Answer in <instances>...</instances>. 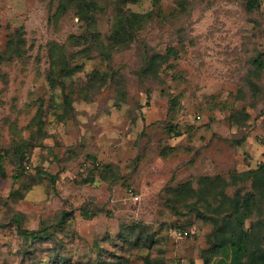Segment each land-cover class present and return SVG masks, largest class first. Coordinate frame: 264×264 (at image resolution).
Wrapping results in <instances>:
<instances>
[{
	"label": "rangeland",
	"instance_id": "1",
	"mask_svg": "<svg viewBox=\"0 0 264 264\" xmlns=\"http://www.w3.org/2000/svg\"><path fill=\"white\" fill-rule=\"evenodd\" d=\"M99 1L107 43L118 2ZM58 6L0 0V264H229L233 201L264 251V184L241 175L264 167V0H124L157 14L109 57ZM63 44L75 69L51 84ZM147 49L173 51L160 77Z\"/></svg>",
	"mask_w": 264,
	"mask_h": 264
},
{
	"label": "trees",
	"instance_id": "2",
	"mask_svg": "<svg viewBox=\"0 0 264 264\" xmlns=\"http://www.w3.org/2000/svg\"><path fill=\"white\" fill-rule=\"evenodd\" d=\"M117 2V12L112 20V29L111 33L107 37V43H104L97 30H94L93 32L89 31V28L99 23L100 16H102L103 14L104 8L102 4H100L99 0H59V13L57 14L61 16L65 14L66 11L69 10V8H73L78 14L80 20H83L87 25L85 27L86 33L84 31V33L79 35L78 38L84 40L83 44H85L88 50H92V45L96 44L97 48L101 50V54L103 56L109 57L112 55L113 50L122 51L124 47H129L133 42H135L138 38L140 30L144 28L145 24L148 23V21L153 20L155 15L157 14L154 9L142 13L134 12L126 8L122 9L124 0H117ZM160 3L161 0H153L154 7H159ZM89 42H91V44H89ZM57 47L60 50L57 53H53L52 63L54 66L52 67V69H50V73H48V78L50 79L51 84H54L53 82L58 76H63V74L69 75L75 69V66H71V63L67 57V54L65 52V45H57ZM172 52L173 51L168 50L166 53H158L156 51H150L147 49L144 63L142 65L143 69L155 74L157 77H160L159 71L162 65L169 59V54H171ZM255 64L257 65V67L264 69V58L261 59L260 55H258L255 59ZM59 66L60 68H56ZM55 71H58L59 73L56 74ZM65 100L68 105H72V99L69 94L65 95ZM47 174L50 175L49 173ZM241 175H248L249 177H251L252 185L264 184V167L247 170ZM222 194L225 195V191H223ZM252 196H254V194ZM251 198L252 197H250V193L244 195L245 203L250 204L252 201ZM231 206V214L234 215V218L239 221L240 229L232 233V235L237 234V239L234 243L233 259L229 264H264V251L257 255L255 254V249H248V245L246 243L247 231L243 229L246 212L241 211V205H238V202L236 201H233L231 203ZM202 215L204 216V214ZM228 219L229 218L226 216L223 217L224 221ZM65 220L66 216L62 215L59 218L57 224H62L65 222ZM49 229L50 226H46L44 227V229H20V231L26 238L39 240L42 237H49ZM247 253H249L250 259L248 261H245V256L247 255Z\"/></svg>",
	"mask_w": 264,
	"mask_h": 264
},
{
	"label": "built area",
	"instance_id": "3",
	"mask_svg": "<svg viewBox=\"0 0 264 264\" xmlns=\"http://www.w3.org/2000/svg\"><path fill=\"white\" fill-rule=\"evenodd\" d=\"M129 190L131 192V198L135 201H138L140 196L133 192L131 188ZM172 235L175 238L187 237L189 235V230L181 226H174L172 228Z\"/></svg>",
	"mask_w": 264,
	"mask_h": 264
}]
</instances>
